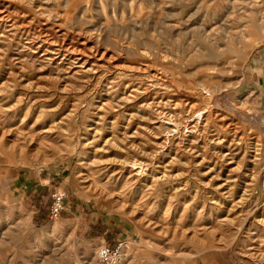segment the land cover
<instances>
[{
    "label": "rangeland",
    "instance_id": "1",
    "mask_svg": "<svg viewBox=\"0 0 264 264\" xmlns=\"http://www.w3.org/2000/svg\"><path fill=\"white\" fill-rule=\"evenodd\" d=\"M1 10L0 264H99L119 244L121 264H264V0ZM43 39L105 59L58 74L33 63ZM217 135H237L234 159ZM48 177L68 192L57 221L49 191L33 194Z\"/></svg>",
    "mask_w": 264,
    "mask_h": 264
},
{
    "label": "bare ground",
    "instance_id": "2",
    "mask_svg": "<svg viewBox=\"0 0 264 264\" xmlns=\"http://www.w3.org/2000/svg\"><path fill=\"white\" fill-rule=\"evenodd\" d=\"M7 11V10H6ZM1 12H3V10H1L0 11V13ZM5 13V12H4ZM4 13H1L0 14V22H1V20L3 21L4 19L6 20L7 18H8V15L7 16H5V14ZM8 14V13H7ZM12 14V13H11ZM10 16V15H9ZM13 17V16H12ZM15 17V16H14ZM11 19V18H10ZM14 19L15 18H13V21H14ZM8 20H9V18H8ZM19 21H20V19H19ZM2 23V22H1ZM6 23V22H5ZM4 23V25H5V27H6V24ZM21 24H22V22H21ZM16 25L17 24H12V27H9V28H13V27H15L16 28ZM19 25V24H18ZM24 24H22V26H23ZM25 26V25H24ZM4 27V26H3ZM4 27V28H5ZM20 27V26H19ZM27 26H25V28H26ZM28 28V27H27ZM21 29H23V28H21ZM45 29V28H44ZM43 29V30H44ZM2 30V29H1ZM0 30V31H1ZM7 30V29H6ZM10 30V29H9ZM29 30V29H28ZM12 31V30H11ZM21 31V30H20ZM23 31H24V29H23ZM47 31V30H46ZM8 32V31H7ZM34 32V31H33ZM41 32V31H40ZM45 32V31H44ZM2 33H4L3 31H2ZM1 33V34H2ZM11 32H9V34H10ZM25 33V32H24ZM46 33H48V32H46ZM0 34V35H1ZM8 34V33H7ZM11 34H13V33H11ZM20 34V33H19ZM4 36H6V33L5 34H3ZM25 35H26V33H25ZM33 34H31V36H32ZM46 35V34H45ZM48 35H51L50 33L48 34ZM42 36H43V34H42ZM10 37V36H9ZM9 37H7V39L9 38ZM13 37V36H12ZM22 37V36H21ZM24 37V36H23ZM22 37V38H23ZM35 37V36H34ZM38 37V36H37ZM50 37V36H49ZM25 38H26V36H25ZM45 38H47V37H45ZM52 38V37H51ZM2 39V38H1ZM24 39V38H23ZM28 39H30V38H28ZM27 39V40H28ZM35 39V38H34ZM40 39V38H39ZM57 39V38H56ZM9 40H12V38L11 39H9ZM16 40V39H15ZM58 40V39H57ZM17 41V40H16ZM20 41V40H19ZM18 41V42H19ZM26 41V40H25ZM54 41H56V40H54ZM63 41V40H62ZM64 41H65V39H64ZM63 41V42H64ZM27 42H30V40H28ZM26 42V43H27ZM32 42V41H31ZM36 42V41H35ZM20 44H21V42H19ZM34 43V42H33ZM70 43V42H69ZM72 44V43H71ZM80 44H82V43H80ZM30 45V44H29ZM73 45H74V43H73ZM77 45H79V44H77ZM23 46V45H22ZM28 46V45H27ZM67 46V47H66ZM82 46V45H81ZM84 47V46H83ZM86 47V46H85ZM73 48V47H72ZM70 49V47H69V45H66L65 43H61V45H57V44H55V42L54 43H52L49 39L47 40V39H43V40H41V41H39L38 43H34L32 46H29L27 49L29 50L30 49V51L32 50V52H33V58H35V60L33 61V63L36 61V62H39V63H41V64H43L44 66L46 65V66H48V65H54V67H55V69L57 70V73L58 74H60V73H64L65 71H67L66 73H65V75L66 74H68V76L70 75V74H72V76L74 75H76L75 73H78L79 72V74L80 73H85V72H89V73H91V71H95V69H97V68H99V65H98V63L99 62H101V61H104L103 59H105V54H104V52H103V54H99V52H91L90 51V54H88L86 51H83V48H81L82 50H79V49H77V48H75V49ZM87 48V47H86ZM92 49V48H91ZM90 50V49H89ZM96 50V49H95ZM16 52V51H15ZM16 55V54H15ZM27 56V55H26ZM107 56V55H106ZM29 57V56H28ZM32 57V55L29 57V58H31ZM78 57V58H77ZM72 59V60H71ZM111 59V58H110ZM94 60V61H93ZM93 61V63L91 64V62ZM106 63H107V61H106ZM37 64V63H36ZM74 64L76 65V66H78L77 68H79L78 70H74ZM102 64V63H101ZM108 64V63H107ZM119 65V64H118ZM101 66V65H100ZM105 66V65H104ZM108 66V65H107ZM106 66V67H107ZM110 66V65H109ZM108 66V67H109ZM41 67H43V66H41ZM53 66H52V68H54ZM131 67V66H130ZM40 68V67H39ZM44 68V67H43ZM131 68H133V66L131 67ZM146 68V67H145ZM102 70V69H101ZM106 70V69H105ZM108 70V69H107ZM131 70V69H130ZM53 71H54V69H53ZM73 71H76V72H73ZM98 72H99V70H98ZM88 73V74H89ZM93 73V72H92ZM138 73V72H137ZM20 75V74H19ZM57 75V74H56ZM63 75V74H62ZM154 75V74H153ZM17 76H18V74H17ZM67 76V75H66ZM73 76V77H74ZM95 76V75H94ZM57 77V76H56ZM82 77H84L83 75H82ZM89 77V76H88ZM63 78V77H62ZM74 78H76L77 79V77H74ZM87 78V77H86ZM95 78V77H94ZM134 78V77H133ZM64 79V78H63ZM59 80H60V78H59ZM65 80V79H64ZM78 80H79V78H78ZM87 80H89V78L88 79H86L85 80V82L87 81ZM82 81H84V79H82ZM143 82V81H142ZM73 83H74V81H73ZM88 83V82H87ZM152 84V83H151ZM75 86L77 85V84H74ZM74 86V87H75ZM143 86V85H142ZM78 88L80 87V86H77ZM105 87V86H104ZM125 87V86H124ZM37 88H38V86H37ZM84 88V87H83ZM67 89V88H66ZM80 89V88H79ZM82 89V88H81ZM132 90V89H131ZM135 91H137V90H135ZM107 93V92H106ZM152 95V94H151ZM153 98V97H152ZM127 99V98H126ZM169 99V98H168ZM123 100V99H122ZM121 101V100H120ZM128 101V100H127ZM153 101V100H152ZM161 101V100H160ZM188 102V101H187ZM176 103V102H175ZM107 103H105L104 105H106ZM153 104V103H152ZM160 104V103H159ZM171 104V103H170ZM149 105V104H148ZM151 105V104H150ZM154 105H155V103H154ZM189 105V104H188ZM146 106V105H145ZM161 106V104L159 105V107ZM154 107V106H153ZM109 108V107H108ZM107 108V109H108ZM137 108V107H136ZM155 108H157V107H155ZM103 109H105V108H103ZM161 110V109H160ZM138 111V110H137ZM186 111V110H185ZM208 111V110H207ZM191 112V111H190ZM211 112V111H210ZM162 113V112H161ZM169 113V112H168ZM158 115V114H157ZM161 115V114H160ZM170 114H168L167 116H169ZM162 116H164V115H162ZM161 116V117H162ZM170 117V116H169ZM176 117V116H175ZM225 117V116H224ZM67 118V117H66ZM104 118V117H103ZM155 118V117H154ZM166 118V117H165ZM156 119H158V118H156ZM167 119V118H166ZM172 119V118H171ZM225 119V118H224ZM164 120V119H163ZM163 120H161V122L163 121ZM173 120H174V118H173ZM160 121V120H159ZM193 121V120H192ZM166 122V121H165ZM174 121H172V120H168V124H171L172 125V123H173ZM186 123H188L189 124V122L190 121H185ZM210 122V121H209ZM198 123V122H197ZM177 124V123H176ZM204 124V123H203ZM234 124V123H233ZM175 125V124H174ZM198 125V124H197ZM217 125H219V124H217ZM161 126V125H160ZM181 126V125H180ZM158 127V126H157ZM175 127H176V125H175ZM213 127V126H212ZM192 127H190V129H191ZM198 127H193V130L190 132V133H194L195 132V130L197 129ZM170 129V128H169ZM177 129V128H176ZM188 129H189V126H188ZM94 130H96V128L94 129ZM135 130H136V128H135ZM99 131L100 130H97V131H95V136H96V134L97 133H99ZM230 131V130H229ZM229 134V133H228ZM232 134H236V133H232ZM169 135V134H168ZM209 135V134H208ZM216 135V134H215ZM230 135V134H229ZM233 136H235V135H233ZM237 136V135H236ZM236 136L234 137V138H232V140L231 141H227L226 140V138L223 136V138L221 139H219V137H218V135H217V138H215V137H212V142L214 143V145H215V143L216 144H220L221 146H224V144L227 142V146L225 145L224 147H223V149H221L220 150V152H224V151H226L225 152V154L223 155V157H225V156H231V158L232 159H234V157H235V153H238V152H236V150H237V147H236V145L238 144V143H236ZM197 137V136H196ZM243 138V137H242ZM241 139V138H240ZM113 140V139H112ZM239 140V139H238ZM243 139H241L240 141H242ZM245 140V139H244ZM92 141V140H91ZM108 141H111L110 139L109 140H106V142H108ZM105 142V144H107ZM222 142H224V144L222 143ZM111 143V142H110ZM236 143V144H235ZM109 144V143H108ZM242 144V143H241ZM98 145V144H97ZM219 145V146H220ZM249 145V144H248ZM253 145V144H252ZM92 146V145H91ZM116 146V145H115ZM239 146V145H238ZM249 147V146H248ZM190 148V147H189ZM239 148V147H238ZM93 149V148H92ZM213 149V148H212ZM252 149V148H251ZM254 149H255V147H254ZM123 150V149H122ZM242 150V149H241ZM218 151V150H217ZM239 151H240V149H239ZM244 151V150H243ZM249 152H250V150H248ZM254 151H256V149L254 150ZM254 151H252V152H254ZM245 152H247V151H245ZM245 152H243V154H246ZM199 153V152H198ZM254 153H256V152H254ZM212 154V153H211ZM198 156V155H197ZM250 156V155H249ZM251 158H252V156H250ZM205 158V157H204ZM242 158H244V156L242 157ZM241 158V159H242ZM204 160V159H203ZM252 160V159H251ZM132 161V160H131ZM249 161V160H248ZM133 162H136V161H133ZM132 162V163H133ZM240 162H242V161H240ZM255 162V161H254ZM231 163V162H230ZM252 163V162H251ZM137 164H139V163H137ZM240 164V163H239ZM242 164H243V162H242ZM242 164H240V165H242ZM254 164V163H253ZM133 165V164H132ZM140 165L142 166V164L140 163ZM240 165H239V167H240ZM138 166V165H137ZM138 167H140V166H138ZM132 168V167H131ZM143 170V169H142ZM248 170V169H247ZM134 171V170H133ZM252 171V170H251ZM249 172V171H248ZM132 173V172H131ZM137 173L138 174H141L142 173V171L140 170V169H138V171H137ZM253 173V172H252ZM141 177V176H140ZM236 180V179H235ZM250 180V179H249ZM223 190V189H222ZM227 194V193H226ZM228 196H230L229 194H228ZM231 197V196H230ZM233 197V196H232ZM241 200L243 199V198H240ZM238 203V202H237ZM235 205V204H234ZM260 221V220H259ZM263 221V220H262Z\"/></svg>",
    "mask_w": 264,
    "mask_h": 264
},
{
    "label": "built area",
    "instance_id": "3",
    "mask_svg": "<svg viewBox=\"0 0 264 264\" xmlns=\"http://www.w3.org/2000/svg\"><path fill=\"white\" fill-rule=\"evenodd\" d=\"M68 192L62 188H56L52 191L49 209V220L57 221L61 218L66 210V202L68 201ZM124 258L122 244L117 247L109 245L101 246L97 251V260L99 264H121Z\"/></svg>",
    "mask_w": 264,
    "mask_h": 264
},
{
    "label": "crops",
    "instance_id": "4",
    "mask_svg": "<svg viewBox=\"0 0 264 264\" xmlns=\"http://www.w3.org/2000/svg\"><path fill=\"white\" fill-rule=\"evenodd\" d=\"M35 181L37 183H39V184H37L36 186H34L33 194L42 193L43 191H45V193H46L47 191H49V194L51 196V193L53 191L52 190L53 188L49 184L50 183V178L49 177H48V180H45V182H42L41 180H39V182H38V180H35ZM48 218H49V211H48Z\"/></svg>",
    "mask_w": 264,
    "mask_h": 264
}]
</instances>
